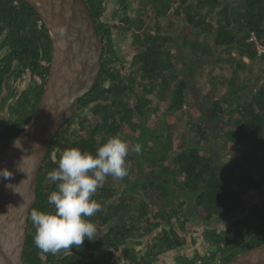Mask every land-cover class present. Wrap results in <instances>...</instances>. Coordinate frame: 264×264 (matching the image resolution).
<instances>
[{
  "label": "trees",
  "instance_id": "1",
  "mask_svg": "<svg viewBox=\"0 0 264 264\" xmlns=\"http://www.w3.org/2000/svg\"><path fill=\"white\" fill-rule=\"evenodd\" d=\"M14 1L17 3L14 4ZM83 1L103 42L101 68L97 82L78 104L86 106L93 100L106 98L107 93L101 82L105 76L113 72L108 69V65L113 62L112 56L116 55L112 49L110 29L108 30L106 23L102 21L105 13L104 0ZM154 4L156 16L154 32L152 28L147 27L140 35L134 37L142 48L134 61V64L138 66L136 71L141 80L140 93L135 95V101H132L135 109L126 107L127 104L118 101V95L114 94V103L116 108L120 107V110L113 114L121 112V120L128 126L131 135L138 128V124L131 121L133 113L140 119L139 139H135L133 144L142 145V151L139 154L140 165L142 166L145 160V165L150 168V171L157 173L156 177L147 175L142 183L154 186L156 192L166 200L173 195L164 192L165 184L187 185L193 190L198 201L203 202L204 208L210 212L216 200L220 199L219 192L222 193V190H217V187L221 182L217 180L214 173L213 159L202 154V143L208 135H211V132L209 134L208 129H204L205 125L198 124L199 120L196 121L195 116H198V112H201L202 116L206 115L202 107L188 101L190 84L196 75L204 70V65H198L200 60L203 57H210L215 50H219L215 54L213 68L208 75L209 83L213 88L219 85L222 95L216 99L211 98L209 106H206L207 109L205 107V110L209 111L207 116H210L212 121L224 119L234 121L233 124L237 125V129L225 132L226 139L236 141L242 135L264 136V54L258 55L254 43L248 41L250 34L254 33L264 44V0H155ZM171 16L184 22L188 27L182 40L178 41L177 49L174 48L175 33L170 32L174 24ZM38 20H41L39 14L24 0H0V48L6 50L0 59V96L3 94V82L10 73L15 77L27 74L29 79L28 86L8 107L10 117L0 137V153L28 122L43 94L52 45L47 28L44 23L38 27ZM139 21L140 24L137 27L141 28L143 20ZM105 52L109 54L108 58L105 57ZM255 66L258 72H263L261 80L250 83L251 79L248 82L241 79L240 72L248 71L249 68V71L254 70ZM213 73L216 74L213 75ZM258 75L256 73L253 80ZM35 76L40 79V82L34 78ZM130 83L129 87L123 86L122 92L126 89V92L133 91V82ZM115 87L119 89L122 86ZM248 87H252L249 98L230 101ZM150 95H154L153 99L149 97ZM153 100L158 105L160 103L165 105L161 118L163 121L158 131L152 130L147 123L151 117L159 118L158 114L152 111ZM187 105L189 109L186 108ZM156 110L158 108H155ZM177 113L180 116L176 119L186 125L189 135L181 132L178 143L175 144L169 121ZM63 127L62 125L55 135L49 152L56 147L61 149L66 145L63 139H60L66 133L63 130L60 137ZM175 145H177L176 148ZM48 153L38 172L36 199L27 220L22 256L24 264H69L65 260L59 262L55 254L43 252L33 241L35 229L31 221V211L37 209L53 212L54 210L48 201L45 202V198L41 196L38 189L44 161L47 158L52 161ZM44 175L47 176V174ZM142 206L140 216L146 217L147 205L144 203ZM217 206L219 207L218 204ZM254 216L251 217L253 223L261 218L260 212H254ZM134 229L135 223L125 222L118 228H110L106 234V245L114 250L122 241L126 242L123 264H154L162 251H168L174 246L168 238L165 240L159 235L156 249L149 247L144 255L139 256L138 252L128 244L130 242L128 240L135 236ZM228 236L229 238L224 242L231 254L223 257L222 264L240 253L238 247L243 241L240 234L228 233ZM100 246L99 242L90 247V242L85 239L83 245L77 247L78 257L75 264H87L86 261L92 264L95 261L93 260L94 252ZM256 246L258 245L253 246V242L249 241L242 250L247 251ZM111 256L110 252L107 261ZM216 258L212 257V260ZM107 264H114V262ZM188 264L191 263L188 262Z\"/></svg>",
  "mask_w": 264,
  "mask_h": 264
},
{
  "label": "flooded vegetation",
  "instance_id": "2",
  "mask_svg": "<svg viewBox=\"0 0 264 264\" xmlns=\"http://www.w3.org/2000/svg\"><path fill=\"white\" fill-rule=\"evenodd\" d=\"M154 3L155 0H104L105 13L102 21L106 23L108 30L110 29L112 49L116 55L112 56L113 62L108 65V69L113 72L105 76L101 82L107 93L106 98L93 100L86 106L78 105L73 117L63 124L60 137L63 130L66 133L60 139H63L66 145L61 149L56 147L48 151L52 161L48 158L44 161L40 174L38 189L45 202L48 201V195L56 190L57 182L48 180L44 174L58 167L62 150L78 147L82 151L88 150L94 153L97 147L114 134H119L122 139L128 141L131 149L135 139H139L140 119L133 113L131 121L137 123L138 128L131 135L128 126L121 120V112L113 114L120 110V107L116 108L114 103V94L118 95V101L127 104L126 107L135 109L132 101H135V95L140 93L141 80L136 71L138 66L134 61L142 48L134 37L140 35L147 27L152 28L154 32L156 26ZM140 19L143 20L141 28L137 27ZM5 53L6 50L0 48V59ZM108 55L106 54L105 57ZM130 82H133V91L126 92V89L122 92L121 89L129 87ZM28 84L27 74L15 77L10 73L3 82V94L0 96V137L9 122L8 107ZM118 85L122 87L116 88L115 86ZM153 96L149 97L153 99ZM155 102L153 100L152 111L157 113L159 118H150L147 123L152 130L158 131L163 121L161 119L163 109ZM155 108L158 110L155 111ZM233 123L234 121L226 119L211 120L209 123L211 127L208 122L205 124L206 127H210L211 135L202 143V154L213 159L214 173L221 182L217 190H222V193L219 192L220 199L216 200L210 212L204 208L203 202L198 201L193 190L187 185L165 184L164 192L173 195L166 200L156 192L154 186L143 184L142 181L147 175L156 177L157 173L150 171L145 165V160L141 166L139 154L130 150L129 175L120 181L109 177L92 197L101 204L100 211L93 217L87 218L97 227V237L92 241L88 240L90 247L95 243H101L94 252L95 261L92 264L125 262L123 255L125 241H122L116 250L106 245L108 230L118 228L125 222L135 223V236L128 240L130 241L128 244L138 252L139 256L144 255L149 247L156 249L159 235L165 240L168 238L174 245L168 251H162L154 264H188V262L222 264L223 257L231 254L224 242L229 238L228 233L242 236L243 241L238 247L239 254L246 251L242 249L249 241L253 242V246L262 244L264 242V136L242 135L237 137L236 141L226 139L225 132L237 129V125ZM144 203L147 205V215L141 217ZM254 212H260L261 215L255 223L251 222V217H255ZM110 252L112 256L107 261ZM55 255L59 262L65 260L69 264H75L78 257L77 247H72L69 251L60 250ZM212 257L217 258L212 260ZM85 263L90 264V261Z\"/></svg>",
  "mask_w": 264,
  "mask_h": 264
},
{
  "label": "water",
  "instance_id": "3",
  "mask_svg": "<svg viewBox=\"0 0 264 264\" xmlns=\"http://www.w3.org/2000/svg\"><path fill=\"white\" fill-rule=\"evenodd\" d=\"M51 39V60L41 100L22 130L0 153V264H24L27 220L38 172L60 127L96 84L103 42L83 0H24ZM224 264H264V242Z\"/></svg>",
  "mask_w": 264,
  "mask_h": 264
},
{
  "label": "clouds",
  "instance_id": "4",
  "mask_svg": "<svg viewBox=\"0 0 264 264\" xmlns=\"http://www.w3.org/2000/svg\"><path fill=\"white\" fill-rule=\"evenodd\" d=\"M140 154L142 145L129 142L119 134L110 136L95 152L78 147L61 151L58 167L47 173V179L56 183V190L48 197L53 212L33 209L30 213L35 229L33 241L45 253L80 247L85 239L97 237V227L89 219L101 209L92 197L111 177L120 181L129 175L131 162L129 152ZM10 173L0 171V177L9 178Z\"/></svg>",
  "mask_w": 264,
  "mask_h": 264
},
{
  "label": "rangeland",
  "instance_id": "5",
  "mask_svg": "<svg viewBox=\"0 0 264 264\" xmlns=\"http://www.w3.org/2000/svg\"><path fill=\"white\" fill-rule=\"evenodd\" d=\"M171 15V14H170ZM171 20L172 22H174L173 24V27L171 28L170 32H173L175 33V38L177 37L179 40L178 41H181L182 40V36L184 33H186L188 31V27H187V24H185L184 22H181L179 20H177V18L175 19L174 17L171 16ZM209 67H206L204 68V70H201L198 75H196V77L192 80L191 84H190V93H189V97L186 96V98L188 97V101L191 103V104H198V106L204 110V113L206 116H202V113L201 112H198V116H195L196 118V121L199 120L198 124H207L208 122V125L211 127V124H209L211 122V119H210V116H207L209 115V111L205 110V107L209 106V103H210V98L209 94H213L212 92H209V89H208V82H209V75L207 72V69ZM255 72L254 74L252 75V78L256 76V73H257V70L256 68L254 69ZM263 73V72H262ZM262 73H259V76H258V79H255L253 80V82H250V83H255L257 80H261L262 77H263V74ZM254 79V78H253ZM245 91V90H244ZM243 91V92H244ZM236 99H239V98H233V99H230V101H233L236 100ZM241 99V98H240ZM155 102V101H154ZM157 104V102H155ZM159 105H161V109H163L164 111V108H165V105L160 103ZM206 107V109H207ZM187 109L188 108V105L186 106ZM202 110V112H203ZM159 113V112H158ZM177 116H180L179 113H177L169 122L172 126V132H173V135L175 137V144H177L178 142V137L180 135L181 132H183L184 134L186 135H189V131L187 130L186 128V125H184L182 123V121H179L178 119H176ZM152 118V117H151ZM226 120V119H224ZM210 127H206L204 126V129L207 128L208 131L210 129ZM211 131H209V134H210ZM209 136V135H208ZM177 145H175V148H176ZM141 161V159H140Z\"/></svg>",
  "mask_w": 264,
  "mask_h": 264
},
{
  "label": "crops",
  "instance_id": "6",
  "mask_svg": "<svg viewBox=\"0 0 264 264\" xmlns=\"http://www.w3.org/2000/svg\"><path fill=\"white\" fill-rule=\"evenodd\" d=\"M178 38L176 37V41H175V45H174V48L177 49L176 47L177 46V43H178ZM219 51V50H217ZM216 50L213 52V55H211L210 57H203L200 61V63L198 65H204V68L206 67H209L207 69V72L210 73L211 71V68H213V61H214V58H216ZM218 55V53H217ZM245 61H247L246 58H244ZM248 62V61H247ZM256 68V66L254 67ZM250 69V68H249ZM244 71V72H240V76H241V79L243 80H246L247 82L249 81V79H251V81L253 80L252 78V75L254 74L255 70H251V71ZM258 68H256L257 70ZM260 72L257 71V74H259ZM216 73H213V75H215ZM259 76V75H258ZM256 79H258V77H256ZM249 81V82H251ZM219 85L217 86V88H213L212 85L208 82V89H209V92H212L213 94H209L207 96H209V98L211 99H216L218 96H221L222 93H221V90L219 89ZM245 90V91H244ZM238 96V98H241V99H245V98H249L250 94H251V91H252V87H248L246 89H244ZM236 96V97H237Z\"/></svg>",
  "mask_w": 264,
  "mask_h": 264
},
{
  "label": "built area",
  "instance_id": "7",
  "mask_svg": "<svg viewBox=\"0 0 264 264\" xmlns=\"http://www.w3.org/2000/svg\"><path fill=\"white\" fill-rule=\"evenodd\" d=\"M17 1H14V4H16ZM43 24V21L42 20H38L37 21V25L38 27H40L41 25ZM248 41L249 42H253L254 45H255V48H256V51L258 53V55H263L264 54V44L261 43L258 38L256 37V35L254 33H251L249 38H248ZM38 82H40V79L35 76L34 77Z\"/></svg>",
  "mask_w": 264,
  "mask_h": 264
}]
</instances>
